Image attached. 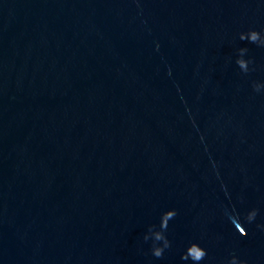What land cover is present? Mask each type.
Instances as JSON below:
<instances>
[{"label": "water", "instance_id": "1", "mask_svg": "<svg viewBox=\"0 0 264 264\" xmlns=\"http://www.w3.org/2000/svg\"><path fill=\"white\" fill-rule=\"evenodd\" d=\"M0 264H264V0H0Z\"/></svg>", "mask_w": 264, "mask_h": 264}]
</instances>
